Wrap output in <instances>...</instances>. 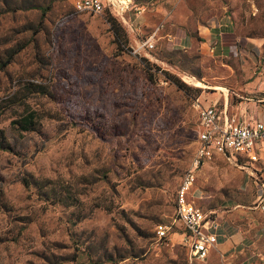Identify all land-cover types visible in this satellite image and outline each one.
<instances>
[{"label": "rangeland", "instance_id": "rangeland-1", "mask_svg": "<svg viewBox=\"0 0 264 264\" xmlns=\"http://www.w3.org/2000/svg\"><path fill=\"white\" fill-rule=\"evenodd\" d=\"M31 5L47 7L42 18ZM223 7L237 39L219 54L200 46L196 25ZM111 8L0 0V61L17 49L0 68V128L10 145L0 148V264L215 263L214 251L205 262L189 259L176 233L157 239L153 229L172 219L195 148L191 97L232 114L264 95V2L130 0ZM150 35L152 48L137 45ZM184 36L190 43L181 45ZM27 82L47 93L29 92ZM27 111L36 128L18 129L11 120ZM254 165L264 168V153ZM249 173L215 154L193 184L201 206L248 242L264 238Z\"/></svg>", "mask_w": 264, "mask_h": 264}, {"label": "built area", "instance_id": "built-area-1", "mask_svg": "<svg viewBox=\"0 0 264 264\" xmlns=\"http://www.w3.org/2000/svg\"><path fill=\"white\" fill-rule=\"evenodd\" d=\"M68 1L72 11L99 13L105 6L121 11L127 9L130 0ZM137 45L152 48V35L139 40ZM191 105L196 111L199 126L195 148L175 189L172 219L155 223L153 230L157 239L177 231L180 242L186 247L188 258L204 261L217 242L218 234L214 230L211 211L203 210L199 202L201 196L193 193L196 171L203 161L215 154L240 166H244L247 161H256L258 156L255 146L264 142V105H261L259 115L253 117L244 112L229 114L225 109L203 102L197 96L192 98ZM238 155L243 158V163L236 161ZM249 174L258 186L256 206L264 212V168L260 171L252 168ZM175 224L181 228L175 230ZM220 256L223 258V254ZM251 264H264V257L259 255L258 260Z\"/></svg>", "mask_w": 264, "mask_h": 264}, {"label": "crops", "instance_id": "crops-1", "mask_svg": "<svg viewBox=\"0 0 264 264\" xmlns=\"http://www.w3.org/2000/svg\"><path fill=\"white\" fill-rule=\"evenodd\" d=\"M232 16L233 15L230 10L225 9L224 11H221L220 9L217 13L210 15L205 23H198L196 25V33L199 37L198 41L200 46L204 47L205 50L207 49L210 52H219V54H221L223 51L227 53L231 52L236 45L235 43L233 44L232 41L234 42L237 39V36H235L233 33L234 26ZM179 43H181V45L190 43V37L184 36L180 38ZM233 60L236 62V59ZM246 98L248 100L252 99L250 97ZM254 100L258 102L249 101L251 102V105H249V110H246V108L243 107L237 112H244L248 116L252 117L258 116L261 105H264V95L260 96L259 98H255ZM247 102L248 101H246V103ZM221 109L226 110V106L224 105ZM263 146L264 142H260L255 146L258 157L264 153ZM203 163L204 161L201 163V165ZM254 163L255 161H247L244 166H240L239 164L236 165L247 168L248 172H251L252 168L257 169ZM196 194L201 196L200 199L204 197L201 190H198V193L196 192ZM212 217L215 218L214 230L218 234V237L217 242L210 249L203 262H205L209 256L211 259L212 251H214V256L212 257V260L215 262L214 264H251L258 260L257 256L262 255L264 257V238H260L259 235L255 240L252 239L250 242H248L244 239V231L238 230L227 233L220 223L219 215L214 213ZM174 233H176L179 238V233L173 232L172 234ZM221 254H223V258L220 256Z\"/></svg>", "mask_w": 264, "mask_h": 264}, {"label": "trees", "instance_id": "trees-1", "mask_svg": "<svg viewBox=\"0 0 264 264\" xmlns=\"http://www.w3.org/2000/svg\"><path fill=\"white\" fill-rule=\"evenodd\" d=\"M29 8H32V7H35V8H37V9H39V11H40V15H39V17L40 18H42V16L44 15V13H45V11H46V9H47V7L46 6H28ZM103 9H109L108 7H104ZM111 10V9H110ZM103 11V10H102ZM115 36L117 37V39H119V42H121L120 41V38H119V33L117 32V33H115ZM16 50L17 49H14V50H12L10 53H8V55H7V57L6 58H4V59H2L1 61H0V68H2L3 66H5L8 62H9V60H10V58H11V55L14 53V52H16ZM177 85H179V83H177ZM180 86V85H179ZM26 88H27V90L29 91V92H31V91H36V92H41V93H47V89H46V87H44L43 85H41V84H39V83H32V82H27L26 83V86H25ZM192 98L193 97H191V101H192ZM13 100H15L16 101V99H12L11 101H13ZM14 101V102H15ZM11 123L12 124H14V126L15 127H17L18 129H22V130H33V129H35L36 127H35V119H34V115H33V113L31 112V111H27L26 113H24V114H22V115H20L18 118H16V119H12L11 120ZM197 124H198V121H197ZM198 129H199V126H198ZM197 132H198V130H197ZM196 132V133H197ZM196 136H197V134H196ZM0 148H4V149H10V145H9V143H8V141H7V139H6V137H5V135H4V133H3V130L0 128ZM236 161L237 162H244L243 161V159H242V157H240L239 155L236 157ZM184 170V169H183ZM200 206H201V203H200ZM202 207V206H201ZM203 208V207H202ZM203 210H205L204 208H203ZM206 211V210H205ZM213 213L211 212V215H212ZM184 248H185V250H186V247L182 244V243H180ZM186 253H187V250H186Z\"/></svg>", "mask_w": 264, "mask_h": 264}, {"label": "bare ground", "instance_id": "bare-ground-1", "mask_svg": "<svg viewBox=\"0 0 264 264\" xmlns=\"http://www.w3.org/2000/svg\"><path fill=\"white\" fill-rule=\"evenodd\" d=\"M199 83V82H198ZM202 85V84H201Z\"/></svg>", "mask_w": 264, "mask_h": 264}]
</instances>
